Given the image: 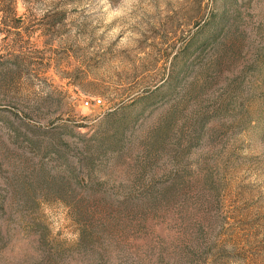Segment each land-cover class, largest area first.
<instances>
[{
	"label": "rangeland",
	"instance_id": "obj_1",
	"mask_svg": "<svg viewBox=\"0 0 264 264\" xmlns=\"http://www.w3.org/2000/svg\"><path fill=\"white\" fill-rule=\"evenodd\" d=\"M16 12L0 13V264H264V0Z\"/></svg>",
	"mask_w": 264,
	"mask_h": 264
},
{
	"label": "trees",
	"instance_id": "obj_2",
	"mask_svg": "<svg viewBox=\"0 0 264 264\" xmlns=\"http://www.w3.org/2000/svg\"><path fill=\"white\" fill-rule=\"evenodd\" d=\"M17 1H22V0H10L9 3H3L1 5V8H0V13L2 15V18L5 20V19H8V18H11V19H14L15 21L17 22H20V18L17 17V12H16V5H17ZM13 34L14 36H18L19 35V27H13ZM10 33V31H9ZM12 58L13 59H16L17 57L12 55ZM81 84V83H80ZM80 84H76V83H71V85L73 87H77V88H80Z\"/></svg>",
	"mask_w": 264,
	"mask_h": 264
},
{
	"label": "built area",
	"instance_id": "obj_3",
	"mask_svg": "<svg viewBox=\"0 0 264 264\" xmlns=\"http://www.w3.org/2000/svg\"><path fill=\"white\" fill-rule=\"evenodd\" d=\"M82 106L86 109H90V110H93V109H99L102 104H101V100L99 98H90L89 101H84L82 103Z\"/></svg>",
	"mask_w": 264,
	"mask_h": 264
}]
</instances>
